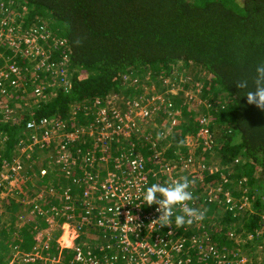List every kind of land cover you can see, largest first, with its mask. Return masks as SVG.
<instances>
[{"label":"trees","instance_id":"16d2710c","mask_svg":"<svg viewBox=\"0 0 264 264\" xmlns=\"http://www.w3.org/2000/svg\"><path fill=\"white\" fill-rule=\"evenodd\" d=\"M3 1L5 9H14L5 18L11 22L14 16L12 28L19 41L34 30L47 33L49 40L57 43L44 47L47 50L45 62L52 66H65L66 70H63L71 73V76L69 87L54 89L55 97L40 103L32 113L19 115L15 123L0 121V135L4 138L0 144V192L9 189L19 199L25 197V192L29 199L36 197L41 189L57 190L58 184L73 188V194L87 191V186L71 185L75 178H80L81 182L87 179L86 169H82L80 155L75 150L82 148L95 154L99 149L93 166L97 169L102 166L98 161L102 144L85 137V131L79 133L76 130L93 126L99 132L105 126L101 124V119L96 123V118L86 117L88 110L83 108L95 103L105 109L112 96L122 99L119 105L122 110H129L131 101L136 99L142 105L152 102L149 117L131 116L133 127L130 130L122 125L123 133L131 136L130 141H125L119 135H112V139L105 138V141H115L105 144L110 162L122 156V160L128 157L131 161L138 155L144 166L145 190L153 183H172L187 177V168L198 165L199 161L204 160L208 167L211 159H217L221 169H198L203 174L202 182H194L191 179L194 174L187 177L193 184L190 188L193 189V199L188 206L202 213V219H194L193 223L183 226H177L174 220L170 224L187 247V252L181 258H189V264H204L202 256L207 252L212 256V259L205 260L208 263L215 264V254L232 264V255L225 257V251L230 250L232 245L237 250L242 244H234L230 239L231 234H241V228L255 236L262 225L263 208L259 200L264 198V111L249 105L244 96L246 90H239L235 85L240 80H247L251 88L255 81V66L264 62V0ZM9 1L13 6L10 7ZM3 56L8 58L7 64L17 66L23 73L31 72L28 68H31L32 59H20L19 55L14 59L10 51L4 52ZM39 59L37 56L36 60ZM148 73L152 74L153 79L160 76L172 80L175 74L182 75L187 83L192 82L190 88L201 84L203 102L200 100L201 104L196 105L195 101L190 108L182 105V93L169 95L167 100L172 105L166 107L167 110L174 108L179 113L182 111L183 116L176 117L179 118L177 125L169 127V130H159L157 125H151L154 121L151 122L150 117L156 115L158 119V112H162L163 106L159 100L150 101L149 95L153 92L149 81L145 87L147 91H137L138 82L131 83L127 79L137 77L143 80ZM21 80L19 90L23 92L28 83H21ZM6 81L0 80V89L6 86ZM15 91L18 92L17 89L10 92ZM0 100L7 109L13 107L11 97L0 95ZM17 104L21 107L19 100ZM159 105L161 108L155 109ZM70 106H80L76 116L69 114ZM2 110L4 112L5 109ZM112 112L107 111L106 115L114 120ZM117 114L123 117L120 109ZM73 117L77 119L76 123L69 122ZM203 118H207L206 123L200 125L199 121ZM41 122L46 123L43 126L47 130H57L65 124L63 130L82 135L68 144L71 155L77 158L75 165L69 167L70 173L64 174L60 170L62 166L54 161L63 145L62 141H68L67 138L60 141L50 135L48 142L25 150L24 145L33 140L43 141ZM114 123L120 125L118 120ZM28 124H34L36 128L28 130ZM200 130L207 131L208 147L196 137ZM145 141L151 143L147 145ZM192 143L197 147L196 154L186 155L188 145ZM130 144L133 152H130ZM15 165L21 169L22 180L14 181L12 177L16 175L10 171L5 173L9 179L3 180V171ZM115 165H110L108 171L119 174L120 171L114 170ZM99 171L100 180H105L106 173ZM218 186L221 192L216 190ZM57 198L58 195L53 203L45 202L49 208L32 212L36 214L35 218H41L40 213L56 208L61 203V198H58L59 202ZM227 198H230L229 202ZM244 201L245 206L239 210ZM10 202L8 209L15 207L20 211V216L24 215L14 201ZM107 205V202H103L97 208H106ZM79 209L77 205L74 213L84 216L85 212ZM148 209L144 208L143 212ZM2 218L3 213L0 214V246L11 244V247L26 250L33 248L35 241L30 235L13 242L12 236L5 234L10 227L4 226ZM4 250L1 246L0 264L4 261ZM64 255L59 264H69L74 259L72 252Z\"/></svg>","mask_w":264,"mask_h":264},{"label":"rangeland","instance_id":"374dc122","mask_svg":"<svg viewBox=\"0 0 264 264\" xmlns=\"http://www.w3.org/2000/svg\"><path fill=\"white\" fill-rule=\"evenodd\" d=\"M4 4H5L4 1L0 0V17L4 16V18H0V67L8 63V58L3 56L4 52L6 51H10V53L14 55L13 57L14 59L17 55H19L20 59L21 58L32 59L30 63L31 68H28L29 70H31V72L23 73V70H20L22 74H20L21 76L19 78L13 77L11 80L5 83L6 84L5 87L0 89V95L2 96L7 95V98L11 97V100L13 102V107L7 109V107L4 106V102H3L4 98H3V101L0 100V114L2 115L1 118L3 117L2 119L0 118L1 119L0 121L1 122L9 121V123L11 124L19 120V119L16 120L19 115L24 114L26 112L32 113L33 110L35 111V109L40 103L47 102L51 100L53 97H55L56 91H54V89L64 88L65 86L69 87L71 73L64 71L66 70L65 66H62L60 64L59 65L56 64V66L55 65L52 66L45 62V59L47 58L45 52L47 50H45L44 47L46 45H50V43H52L51 45H55L57 43L53 39L49 40L48 38L49 36H46L47 33L42 39L37 34L35 41L32 39H29L28 36L22 37L21 38L22 41L21 40L19 41L18 39L19 37L15 35V32L13 30L14 28H12L13 22L15 20L14 16L12 17L11 22L8 18H5V16L8 15L10 12H13L14 9H11V8L9 9V7L8 9H5ZM9 5L11 7L13 6V3L9 1ZM5 23H7L6 24L7 28L2 27ZM40 53H43L44 56L42 57ZM37 56L40 57L39 60H36ZM57 76L58 78H56ZM21 79H24L25 81ZM127 79H129L131 83L138 82L136 86L137 91H139V89H144L147 91L148 89L145 87H146L147 81H149L150 90L153 92L151 95H149L150 101L159 100L160 105L163 106L162 112L161 111L158 112L160 114V117H158V119L155 118L156 115L155 116L153 115L150 117V121L151 120H152L151 122L154 121L151 125L153 124L154 126L157 125V128L159 130H161L162 128H166L169 130V127H173L177 125L179 121L178 119L183 116V114L181 113L182 111L180 110L181 111L180 113H179V110L175 111L173 106H172L173 109L167 110L168 108L167 105L171 104V102L167 100L169 95L177 96L178 92L182 93L183 94V96H181L182 101H183L182 105H187L190 108L192 105H194L193 102L195 101H197L196 105L201 104L200 100L203 95V92L201 90V84L198 83L197 86L190 88L192 85V82L189 81L190 83H187L185 81V77H183L182 75L175 74L172 80L163 79L160 76H158L156 79H153L152 74L148 73V75H146V78L143 80H139L137 77L133 79H130V78H127ZM20 80H21V83L22 82L28 83L26 89H24L23 92L19 90V88L22 86V84L19 86ZM14 89H17L18 92L16 93L15 91L14 93L13 92L11 93L10 91H13ZM36 93H39V95L37 96ZM133 94H135V92ZM111 99L112 100L108 102L109 103L108 105H111L113 110L115 111H118V109H120V111L123 112V115H125L127 118H130L133 115L136 117L140 115L138 113L139 111L132 113L131 112L132 107H129L130 108L129 110L127 108L125 110L124 109L122 110L121 107L119 106L121 105L120 103L122 99H118L115 96H112ZM17 100H19V102L21 103L20 104L21 107L17 104ZM201 101L203 102V100ZM134 102L138 103L142 107L144 106L145 110H149L152 105V102L142 105L141 102H138L137 99L135 101H131L130 104ZM160 105L159 107H156V108H161ZM186 108L188 109V107ZM2 109H5L4 112ZM83 109L86 111L88 110L86 117L89 116L91 118L93 117L96 118L95 119L96 123H97V120L101 119L102 112H103V108H101V106H98V105L96 106L95 103H93V105H91L89 108L84 107ZM77 110H80V106H70L69 114L71 116H76ZM125 111L127 112L124 113ZM147 114L149 117L150 112H148ZM176 117H179V118L176 119ZM70 121H74V123H76L77 119L73 117L71 120H69V122ZM121 121H124V119ZM64 127H65V124L62 127H60L58 130H55V129L47 130L45 127H41V129L44 132V135H48L49 137L50 135H53V136L55 135L54 137H56L60 141L64 137L72 139V141H77L82 135L77 136V135H74V133L76 132L82 133L83 131H85L84 136L87 137L88 139H92V141H105V138L110 139L112 137L110 136V133L104 132L103 135H100L99 137L95 138V135L97 133L99 135L100 131L97 132V129H94L93 126H90V127L86 126L80 129L78 128L76 132H72V131L69 132L68 130H63ZM115 135H119L125 141L131 140V136L129 135V133L121 134L115 131ZM196 137L199 138L201 141H208L209 139L208 136L204 135L203 131L199 132ZM23 141H28V140L24 139ZM2 142H4V138L0 135V144ZM145 143L149 145L151 141L150 142L145 141ZM188 146L189 148L187 149L186 155L194 156L196 154L195 152H196L197 147L194 145V143L189 144ZM24 148L26 151L28 150V146L24 145ZM22 151L24 152L23 149ZM75 151L79 155L86 154V151L83 150L82 148L79 150H75ZM87 153L90 155H93L90 152H87ZM96 154H99V152H96ZM183 157L184 156L182 155V158ZM92 158L93 157H91L87 161L84 157H79V162L83 166L85 165V163H87L88 165V163L92 160ZM55 160L57 159H54V161ZM196 162L198 163V160H196ZM116 163L118 164L119 162H116V160H113V162L106 161L103 164L100 163V166L102 165L100 169L102 171L109 170L111 168L110 165L113 166ZM90 164L92 165L91 162ZM39 167L40 166H38V168ZM92 168H93V165H92ZM199 168H201L203 171H209V170L217 171L221 169V166H219L217 159L216 160L211 159V162L209 163L208 167H206V163L204 160L199 161L198 165L189 166L187 168L188 175L192 176L194 174L193 179H200V173L198 172ZM60 170H62L63 173L65 174L66 172L69 171V165H64L63 167H61ZM8 171H11V170L5 169L3 173L1 174L3 180L9 179V177L5 175V173ZM196 172L197 174H195ZM12 179L15 181L16 177H12ZM17 179L22 180V178L20 179V177ZM79 180L80 178H75L72 181L77 182ZM25 181L26 179L24 180V182ZM47 186H50V185L47 183ZM56 187H58V190L56 189L54 190L52 188L41 189L42 191L38 193L36 197H29V199L27 198L25 192H24L25 197H23V199L16 198L15 194H12L9 189L6 192H0V196H1L0 197V214L3 213L2 219H3L4 226H6L7 228L10 227V229H7L5 234L7 236L10 234V236H12L13 242L18 241V240L20 241L21 239L23 240L22 237L27 236V235H30V237L35 241L33 248L28 247L27 250L21 249L17 246L11 247V244L2 243L4 245H1V246L5 249L4 251H2V256H4V261L2 264H42V262H38V258L39 260L44 258V261L49 262V264H59L61 262V259L64 258V255L62 253V251L64 250L73 252V249L78 248V247H81V248L85 247V249L87 250L89 246L92 244H94L96 247L103 245L100 242L101 237H99V234H98V233H101V230L97 229L93 233L85 232L83 226H81L82 225L81 219L83 218L82 213H74L76 203L81 199V196L72 193V195H74L73 197L69 193H65L64 191H61V189H63L64 187L60 186V184L56 185ZM57 195L59 199L61 198V203L56 208H54L55 212H57V215L50 214L51 211H45L44 213H41L42 215L39 214L41 218L39 217L35 218L36 214L33 215V213L34 212L38 213L40 212V210H43L47 207L49 208V206H47L45 202L49 201L53 203V200L54 201L56 200ZM58 198H57V202H59ZM6 199L7 201H5ZM8 199L12 201V203L14 201V203L18 205L17 207H20L24 211V215L20 216L21 214L20 211L16 209L15 207L12 209H8L7 207H9L10 206L9 204H11V202L8 201ZM68 199H72L73 202L69 201ZM227 199L230 200V198H227ZM82 201H83V198L80 200V202ZM3 202H5L6 204H3ZM52 206L53 204L51 205L50 208H52ZM68 209H70V211L72 209L73 211V213H70L72 215L70 216L73 222L67 221L69 215L65 214L64 212L68 211ZM79 210L81 212H85L83 208ZM31 217H33L34 219H31ZM91 217L93 219L96 217L94 211H91ZM47 219L52 221V225L49 222H47ZM11 224H13V226ZM263 227L264 226H261V227L259 226V231H257V234L255 236L245 231L244 229L242 230L241 228H240V231L242 232L241 234H237L236 236H233V234H231V237H230L231 241H233L234 244L241 243L242 245H240L237 250L234 248L235 245H232L233 247H230V250L225 251L224 256L229 257L232 255L233 257L232 260H234V261H231L232 264H264V228ZM240 231L238 230V232ZM37 243L39 246V251L34 252V249ZM44 245H49L50 247L49 250L48 249L43 250ZM53 245L57 247H52ZM112 249H110V252ZM110 252L104 255L96 254L95 258L101 257L100 259H104L109 255ZM33 253H35L38 256L37 259L34 256L35 254L33 255ZM52 258L55 259L53 263H51ZM217 258H215L217 264L219 262L220 264H222L225 261V260H222L223 257L221 256H218ZM226 264H227V261H226Z\"/></svg>","mask_w":264,"mask_h":264},{"label":"built area","instance_id":"2783aa9c","mask_svg":"<svg viewBox=\"0 0 264 264\" xmlns=\"http://www.w3.org/2000/svg\"><path fill=\"white\" fill-rule=\"evenodd\" d=\"M6 24L7 23H5L2 27L7 28ZM37 34L41 39L46 35L45 32L41 33L40 31L37 32L36 30H34L31 31L27 36L29 37V39L35 41ZM40 55L44 56L43 53H40ZM20 74H22L21 71L15 65L5 64L4 66L0 67V80L7 79V81H9L13 77L19 78L21 76ZM7 81L5 83H7ZM36 94L37 96L39 95V93ZM131 106L132 113L139 111L138 113L140 115L138 117H148L147 113L150 112V109L145 110L144 106L142 107L136 102L132 103ZM167 106L169 108L170 104H168ZM155 109H153L152 111H154ZM112 110L113 108L111 105H107V107L103 109L101 124H104L105 127L100 130L99 135L98 133L96 134L97 137L103 135L104 132L110 133V136L115 135V131L122 134L123 127L127 130H130V128L133 127L130 118H127L125 115H123V117H120L115 110H113V112L111 113V116L114 120L108 119L106 115L107 111ZM123 119L124 121H121ZM115 120H118L120 122V125H116L114 123ZM206 120L207 118L201 119L199 121V124L205 125ZM44 124L46 123L41 122L40 127H44ZM34 128H36L34 124L27 125L28 130ZM201 131H203L204 135L208 136L206 130H200V132ZM67 140L69 142L62 141L63 145L61 146V149L56 153V164H59L62 167L64 165H69V167L74 166L77 159H75L71 155V152L68 149V144L73 142L72 139L67 138ZM48 141L49 136L43 135V141L40 142L33 140L32 143H30V145L28 146V149L30 150L35 145L44 142L46 143ZM95 142L96 144H102L100 150L101 156L98 159L99 162L104 163L106 161H110V157L107 153V147L105 146V144L114 143L115 141ZM202 143L207 147L210 144L209 141H202ZM65 149H68V151L66 152ZM96 152H99V149ZM130 152H133L132 146ZM90 153L93 155H90L86 152V154H84L85 156L87 155L86 157L83 154H80V157H84L87 161L91 157H93L90 162L94 166V164L96 163V153ZM132 156L133 154L131 153L130 157ZM122 158L114 159L116 160V162H119L114 166V170L120 171L119 174H115L106 170L107 172H104L106 173L107 177L102 181L100 180L101 178L99 176V170H101V167H98L97 169L95 167L92 168V165L89 162L88 165L87 163H85L84 166L82 165V169H86L85 176L87 177V179L83 180L82 182L71 181V185L80 184L87 186V191L81 192V194H79L83 198V206L85 207V214L81 219V226H83L85 232L88 233H93L97 229H100L101 233L98 234L99 237H101L100 242L103 245L96 247L94 244H92L90 245L91 247L89 246V248L87 249L88 251L85 249V247L74 248V259L70 261L69 264H189V262H191L189 258L185 260L181 258V256H184L183 254L187 252V247L186 245H184V241L181 239L179 233L173 231L172 224L170 223L165 227H161L160 223L156 221L159 215L155 211L157 206H147L142 200V195L144 192L143 186L145 181L143 162L138 155H136L131 161H129L128 157L124 158L125 160H122ZM94 168V171L91 170ZM9 169L11 170L10 172L16 175V179L18 178V175L19 177L21 176V169L19 166L15 165ZM68 172L70 173V171ZM199 173L200 179H193V177H191L194 182H202L203 174L201 172ZM120 175L122 177H120ZM187 177H189L188 171ZM192 185L193 184H191V188ZM72 189L73 188L64 187L63 189H61V191H64L65 193H72ZM216 190H218V192H221L220 186H218ZM191 191H193V189ZM103 202L108 203L107 207L97 208L98 205ZM227 202H229V199H227ZM244 206L245 201L241 204L239 210H241ZM144 208L149 209L148 211L143 212ZM91 211H94L97 215L94 219L91 217ZM64 213L69 215L67 221H73L71 220L72 215L70 214L72 212L66 211ZM47 222L52 225L51 220L47 219ZM261 226H264V220L263 225ZM49 248V245L43 246V250H49ZM110 249H112L111 252ZM38 251L39 246L37 243L34 252ZM108 252H110L109 255L107 257L104 256L106 257L104 259H100L101 257L95 258L96 254L104 255ZM34 254L35 253H33V255ZM213 255L215 256H213V259L215 260L217 256L215 254ZM34 256L36 257V259L38 258L36 254ZM202 257L204 259V264H210L205 261L208 260V258L212 259V256L209 255V252L204 253ZM54 261L55 259L52 258L51 263H53ZM226 261H224L225 263L223 262L222 264H226ZM38 262L49 264V262L44 261L43 258L41 259V261H39L38 258ZM229 263L230 261H227V264ZM215 264L217 263L215 262ZM218 264H220V262Z\"/></svg>","mask_w":264,"mask_h":264},{"label":"clouds","instance_id":"9594fccd","mask_svg":"<svg viewBox=\"0 0 264 264\" xmlns=\"http://www.w3.org/2000/svg\"><path fill=\"white\" fill-rule=\"evenodd\" d=\"M235 86L239 90H246L244 96L249 105H254L257 109L264 111V62L255 66V81L251 88L247 80H240ZM191 184L192 181L187 177H181L172 183H153L146 187L142 200L147 206H157L155 211L159 215L156 221L161 227H165L173 220L177 226H183L185 223H193L194 219H202V213L188 206V202L193 199ZM261 201L264 202V198ZM263 220L261 216L262 224Z\"/></svg>","mask_w":264,"mask_h":264},{"label":"bare ground","instance_id":"6f19581e","mask_svg":"<svg viewBox=\"0 0 264 264\" xmlns=\"http://www.w3.org/2000/svg\"><path fill=\"white\" fill-rule=\"evenodd\" d=\"M69 194H71V193H69ZM73 196V195H72ZM74 197V196H73ZM81 199H82V197H81ZM80 199V200H81ZM67 200V199H66ZM69 201H71V202H73V200L72 199H68ZM80 200L76 203V206L75 207H77V205L79 206V208L80 209H85V207L83 206V201L82 202H80ZM65 201V200H64ZM70 211V209H68V211L67 212H69ZM70 212H72L73 213V211H72V209H71V211ZM50 214H52V215H56V212H55V209L53 208V209H51V212H50ZM40 215H42L41 213H40ZM96 215V214H95ZM97 216V215H96Z\"/></svg>","mask_w":264,"mask_h":264},{"label":"crops","instance_id":"0c3cea01","mask_svg":"<svg viewBox=\"0 0 264 264\" xmlns=\"http://www.w3.org/2000/svg\"><path fill=\"white\" fill-rule=\"evenodd\" d=\"M259 203L262 204V208H263V210L261 211V213H262V218H264V202L259 200ZM52 247H57V246L53 245ZM56 251H57V250H56ZM68 252L71 253L70 251H67V250L62 251L63 255H64V254L67 255ZM72 253H73V252H72ZM64 256H65V255H64ZM43 259H44V258H43ZM39 261H41V260H39Z\"/></svg>","mask_w":264,"mask_h":264}]
</instances>
